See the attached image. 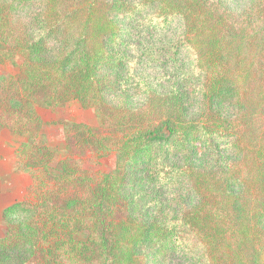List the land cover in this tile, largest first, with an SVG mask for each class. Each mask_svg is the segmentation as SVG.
Instances as JSON below:
<instances>
[{
  "label": "trees",
  "instance_id": "16d2710c",
  "mask_svg": "<svg viewBox=\"0 0 264 264\" xmlns=\"http://www.w3.org/2000/svg\"><path fill=\"white\" fill-rule=\"evenodd\" d=\"M35 1L0 0V43L5 46L0 48V64L10 63L16 70L0 75V132L6 128L21 139L20 167L33 177L34 188L42 190L35 200L4 209L7 233L0 237V247L23 251L22 264H229V257L238 258V253L230 256L223 243L228 226L223 219L231 214L226 203H218L215 216L211 209H198L142 222L133 216L135 200L128 184L135 166L146 169L135 181L138 185L150 180L166 186L183 176V168L165 165L164 159L172 151L225 135L231 122L219 123L212 112L183 119L177 110L158 107L143 122L123 118L129 124L120 130L114 123L108 132L89 127L84 137L69 141L66 158L57 161L56 152L39 136L37 117L28 105L51 109L61 101L78 100L95 107L104 119L111 118L102 106L113 86L104 81L101 70L121 72L128 63L125 52L134 32L127 33L121 25L122 13L135 23L139 13L156 5L153 14H144L137 24L140 29L185 19L180 40L146 47L141 58L177 64L182 51L189 49L205 74L202 94L207 102L238 87L247 71L241 61L249 40L262 32H234L209 0H46L41 31L26 33L18 28L16 15ZM50 41L64 46L57 57L47 54ZM136 120L140 124L132 125ZM111 152L119 155L113 170L98 175L82 167L84 156ZM262 204L264 208V200ZM254 216L264 218V212L254 211Z\"/></svg>",
  "mask_w": 264,
  "mask_h": 264
},
{
  "label": "rangeland",
  "instance_id": "374dc122",
  "mask_svg": "<svg viewBox=\"0 0 264 264\" xmlns=\"http://www.w3.org/2000/svg\"><path fill=\"white\" fill-rule=\"evenodd\" d=\"M209 1L228 19L234 32L249 35L253 31L262 32L249 40L241 61L247 71L241 74L238 87L229 88L218 101L207 102L204 98L205 74L196 67L195 55L189 49L182 51L177 64L150 63L141 58L146 47L176 42L186 32L182 17L167 27L156 23L155 28H137L145 19L144 14L156 10L153 4L139 13L135 23L123 17L124 13L118 17L127 33L134 32V36H126L131 44L126 47L125 69L101 70L104 81L113 86L102 106L111 118L104 119L95 107L84 106L78 100L61 101L51 109L31 104L28 108L37 117L39 136L56 152L57 161L66 158L69 141L84 137L89 127L97 133L108 132L114 123L120 130L128 127V120L151 119L152 109L158 107L177 110L183 119H199L212 112L219 123L228 120L231 129L225 135L207 142L198 141L176 150L178 153L172 151L175 148L169 149L172 152L164 159L165 165L183 168L185 173L166 186L150 180L136 184L138 178L145 176L146 169L134 167L128 179L130 195L135 200L133 216L138 221L150 222L158 218L173 219L198 209L204 213L211 209L210 214L215 216V207L222 201L226 203L225 210L231 211L230 217L223 219L228 224L223 243L230 256L238 253V258H228L229 264H264V218L254 216V211L264 212V0ZM45 4L46 0H36L31 7L21 10L16 15L18 28L38 34L43 27L39 19ZM62 47L60 41H50L48 56L57 57ZM15 72L10 63L0 64V75ZM139 124L136 120L132 125ZM20 141L6 128L0 132V237L7 233L4 209L17 201L35 200L42 192L34 188L33 177L20 167L17 152ZM118 162V153L111 152L84 156L81 163L86 170L100 175L113 170ZM23 259V251L0 247V264H22Z\"/></svg>",
  "mask_w": 264,
  "mask_h": 264
}]
</instances>
